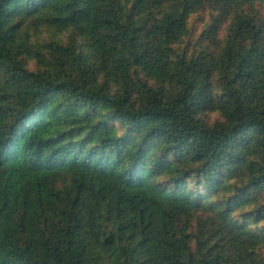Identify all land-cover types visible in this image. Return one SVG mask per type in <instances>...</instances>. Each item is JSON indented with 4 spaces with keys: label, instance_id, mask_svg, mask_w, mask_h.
<instances>
[{
    "label": "trees",
    "instance_id": "16d2710c",
    "mask_svg": "<svg viewBox=\"0 0 264 264\" xmlns=\"http://www.w3.org/2000/svg\"><path fill=\"white\" fill-rule=\"evenodd\" d=\"M257 6L0 0V264H264Z\"/></svg>",
    "mask_w": 264,
    "mask_h": 264
},
{
    "label": "rangeland",
    "instance_id": "374dc122",
    "mask_svg": "<svg viewBox=\"0 0 264 264\" xmlns=\"http://www.w3.org/2000/svg\"><path fill=\"white\" fill-rule=\"evenodd\" d=\"M255 10L257 11L258 14L264 12V8L257 6L255 8ZM209 20V13L207 10H203V11H199L198 13H196L195 15H193L189 21V25H190V29H191V33H190V38L192 39H196L197 36L199 35V33L202 31L203 28V24H206ZM45 27V26H44ZM46 28V27H45ZM37 32H43L45 33L42 25H40L39 29L37 30ZM217 116L215 114L212 115V119H215Z\"/></svg>",
    "mask_w": 264,
    "mask_h": 264
}]
</instances>
